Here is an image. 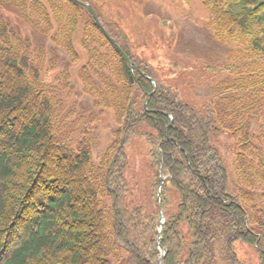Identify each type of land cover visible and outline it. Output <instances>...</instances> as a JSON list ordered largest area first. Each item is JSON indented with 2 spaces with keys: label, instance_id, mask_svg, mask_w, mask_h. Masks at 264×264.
<instances>
[{
  "label": "trees",
  "instance_id": "1",
  "mask_svg": "<svg viewBox=\"0 0 264 264\" xmlns=\"http://www.w3.org/2000/svg\"><path fill=\"white\" fill-rule=\"evenodd\" d=\"M204 3L216 39L242 63L224 68L233 79L195 107L99 15L131 68L78 2L0 0V264H160V202L163 264H248L240 244L264 264V0ZM81 12L89 20L79 79L116 119L98 163L95 137L77 138L86 111L75 119L78 105L67 102ZM135 136L148 148L143 189L129 179ZM223 137L233 142L232 170Z\"/></svg>",
  "mask_w": 264,
  "mask_h": 264
},
{
  "label": "rangeland",
  "instance_id": "2",
  "mask_svg": "<svg viewBox=\"0 0 264 264\" xmlns=\"http://www.w3.org/2000/svg\"><path fill=\"white\" fill-rule=\"evenodd\" d=\"M101 18L113 28L115 34H124L125 49L138 61L148 64L149 73L160 82L175 87L183 100L195 107H201L211 98V93L222 83L233 79L223 73L224 68L233 67L231 60L233 46L220 43L212 29L211 7L204 0H87ZM88 15L81 12V22L75 38V48L80 56L78 64H70L75 93L67 98L68 106L77 104V119L85 110V119L79 125L77 138L95 137L92 155L100 161L108 146L114 140L116 119L112 111L95 107L94 100L84 92L79 79V68L86 61L81 47ZM18 22L15 18L12 20ZM15 26V25H14ZM36 42L42 36L31 28ZM47 49L53 48L51 38L43 42ZM62 58H69L60 52ZM51 55L49 54V57ZM62 69V65H60ZM90 130L89 133L87 131ZM228 137L221 139L222 154L232 170L233 157L228 153L232 145ZM131 172L129 179L144 188L145 168L148 162V148L140 136H135L127 147ZM241 256L248 264H258L256 251L240 244Z\"/></svg>",
  "mask_w": 264,
  "mask_h": 264
},
{
  "label": "water",
  "instance_id": "3",
  "mask_svg": "<svg viewBox=\"0 0 264 264\" xmlns=\"http://www.w3.org/2000/svg\"><path fill=\"white\" fill-rule=\"evenodd\" d=\"M87 8H88V10L91 12V14H92V16L94 17V19L96 20V22H97V24L100 26V28L102 29V30H104L103 29V27H102V24H101V22H100V20H99V18H98V16H97V14L95 13V11L93 10V8L90 6V5H85ZM112 42L115 44V42L112 40ZM116 45V44H115ZM116 47L119 49V50H121V48L119 47V46H117L116 45ZM126 59L128 60V62L130 63V65H131V62H130V60H129V58L126 56ZM145 107L147 108V102H146V104H145ZM160 211H161V214H160V217H161V219H163V215H162V207H161V205H160ZM162 227H163V222H162ZM161 235H162V228H161ZM159 246H161V243H159ZM164 256H165V253H164V251L162 252V257H161V260H160V263L162 264L163 263V259H164Z\"/></svg>",
  "mask_w": 264,
  "mask_h": 264
}]
</instances>
